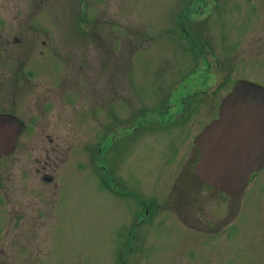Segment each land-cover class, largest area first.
<instances>
[{
	"label": "rangeland",
	"instance_id": "rangeland-1",
	"mask_svg": "<svg viewBox=\"0 0 264 264\" xmlns=\"http://www.w3.org/2000/svg\"><path fill=\"white\" fill-rule=\"evenodd\" d=\"M237 79L264 86V0H0V110L28 123L0 264H264V166L237 197L193 172Z\"/></svg>",
	"mask_w": 264,
	"mask_h": 264
},
{
	"label": "water",
	"instance_id": "water-1",
	"mask_svg": "<svg viewBox=\"0 0 264 264\" xmlns=\"http://www.w3.org/2000/svg\"><path fill=\"white\" fill-rule=\"evenodd\" d=\"M23 123L0 113V156L11 153ZM198 148L194 173L229 195L243 193L264 166V86L237 79L218 105L217 116L193 138Z\"/></svg>",
	"mask_w": 264,
	"mask_h": 264
},
{
	"label": "flooded vegetation",
	"instance_id": "flooded-vegetation-1",
	"mask_svg": "<svg viewBox=\"0 0 264 264\" xmlns=\"http://www.w3.org/2000/svg\"><path fill=\"white\" fill-rule=\"evenodd\" d=\"M15 41H18V38H16L15 37ZM32 87H30L28 90H30ZM15 91H16V89H15ZM21 92H23V91H21ZM42 92H44V90H42ZM49 102H44V104H42V105H40V106H38V104L37 105H35V106H31L30 107V109H34V111L33 112H31V113H33V114H35V115H32V114H28V119H32V120H36L35 121V124L36 125H39V124H37V123H39V122H42L41 123V125L42 124H44V122L46 123L47 122V120H46V118L44 117L45 115H47V110H48V108H49ZM0 112H11L9 109H3L2 111L0 110ZM19 115V114H18ZM17 115V116H18ZM19 117V116H18ZM41 118H43V121H40V119ZM23 120V119H22ZM27 121V120H26ZM24 124H25V127H24V131L18 136V140H17V144H16V147H17V145H18V143H19V139L21 138V135L23 134V133H25L26 131H27V129H28V123L26 122H24ZM46 138H48L49 139V141H52L53 139L50 137V135L48 134V133H46ZM15 150H16V148H15ZM49 152V151H48ZM12 154V153H11ZM4 156V155H3ZM47 156H49V153H48V155ZM37 170H39V168H37ZM43 178H49V179H44L46 182H50V181H52V175H50V174H44V176H43ZM0 188H1V184H0ZM17 251V250H16ZM15 251V252H16ZM3 252V248L0 246V253H2ZM28 262V260L26 261V263Z\"/></svg>",
	"mask_w": 264,
	"mask_h": 264
}]
</instances>
